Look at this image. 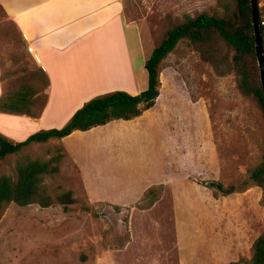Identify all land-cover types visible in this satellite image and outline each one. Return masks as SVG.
Listing matches in <instances>:
<instances>
[{
  "label": "rangeland",
  "instance_id": "obj_1",
  "mask_svg": "<svg viewBox=\"0 0 264 264\" xmlns=\"http://www.w3.org/2000/svg\"><path fill=\"white\" fill-rule=\"evenodd\" d=\"M122 1L125 20L140 28L146 59L167 32L188 17L203 13L228 17L236 4L235 0ZM258 2L264 21V0ZM16 26L0 6L4 88L11 93L24 85L41 92L29 108L38 111L46 100L48 82ZM129 48L138 89L147 84V72L131 34ZM161 71L157 104L162 117H174L175 123L158 129L167 135L172 132L176 141L160 145L161 137L155 135L156 143L130 141L84 161L105 173L87 177L92 196L122 205L121 209L115 210L110 202H92L77 167L70 157L60 156L57 141L27 147L0 163V175H12L18 166L35 160L52 162L60 156L58 163H52L58 171L46 178V186L53 195L71 191L78 201L67 210L60 204L7 207L0 218V264H230L241 257L251 259L252 245L264 232L263 190L252 187L216 198L201 183L240 185L261 162V102L242 95L235 75L223 64L217 70L202 60L188 41L180 42L165 58ZM107 75L104 81L111 84ZM127 80L125 72L124 79L114 75L113 83L127 86ZM110 136L104 131L84 145L103 146ZM163 176L162 198L150 210L133 208L141 189Z\"/></svg>",
  "mask_w": 264,
  "mask_h": 264
},
{
  "label": "crops",
  "instance_id": "obj_2",
  "mask_svg": "<svg viewBox=\"0 0 264 264\" xmlns=\"http://www.w3.org/2000/svg\"><path fill=\"white\" fill-rule=\"evenodd\" d=\"M0 6L17 25L27 44V51L42 76L45 75L50 82L45 86L46 100L38 111L29 110L36 105L41 95V92L32 90L34 103L28 111L36 116L0 110V133L13 143L23 142L40 131L63 128L79 109L97 96L114 91L138 95L147 89L148 74L147 84L137 89L129 34L136 40L145 65L148 58L144 54V42L140 28L125 20L122 0H0ZM125 72L127 86L113 83L114 75L124 79ZM107 74H110L111 84L104 81V78H108ZM3 81L0 55V99L7 93ZM157 103L134 120H117L87 132L76 131L59 142L79 170L83 186L92 202L110 201L92 196L87 177L105 173L102 169L87 166L85 159L93 158L102 151L127 146L130 141L136 144L137 141L149 139L150 144L156 143L155 135L161 137L160 145L168 144L170 140L176 141L172 132L167 135L158 129L162 124L173 125L175 118H163L162 109ZM150 128L156 132L150 133ZM104 131L111 133L106 146L99 148L93 145L88 148L84 145L85 140L103 134ZM160 183H165L164 176L160 181L148 182L141 189L139 200L148 188Z\"/></svg>",
  "mask_w": 264,
  "mask_h": 264
},
{
  "label": "trees",
  "instance_id": "obj_3",
  "mask_svg": "<svg viewBox=\"0 0 264 264\" xmlns=\"http://www.w3.org/2000/svg\"><path fill=\"white\" fill-rule=\"evenodd\" d=\"M235 3V9L228 17L203 13L195 18L188 17L183 23L170 29L145 63L149 85L142 93L131 95L124 91H114L97 96L79 109L63 128L37 132L23 142L13 143L0 133V163L33 145L60 142L76 131L87 132L112 121H130L141 117L156 105L161 92L162 63L182 41H188L199 52L202 60L215 69L218 70L223 64L229 73L235 75L242 95L259 99L264 114V96L259 78L250 1L235 0ZM260 23L264 37L262 18ZM33 103L32 89L23 85L15 92L4 94L0 99V110L36 116L28 111ZM58 150L61 157H69L62 145ZM60 156L54 157L52 162L35 160L18 166L12 175H0V218L11 204L21 207L39 205L42 208L60 204L67 210V206L78 202L73 192L53 195L46 186V178L58 171L57 165L52 163H58ZM201 184L213 191L216 198L246 192L252 187H259L264 192V155L261 162L249 170L240 185L225 186L214 180ZM163 192L164 185L151 186L133 208L150 210L162 198ZM114 208L121 209L120 206ZM250 255L249 260L241 257L239 261L230 264H264V232L253 243Z\"/></svg>",
  "mask_w": 264,
  "mask_h": 264
},
{
  "label": "water",
  "instance_id": "obj_4",
  "mask_svg": "<svg viewBox=\"0 0 264 264\" xmlns=\"http://www.w3.org/2000/svg\"><path fill=\"white\" fill-rule=\"evenodd\" d=\"M249 1H250V10L252 15V26L253 29L255 30L254 38H255L256 56L258 59L260 81L264 96V44H263V32L261 28L260 15H259V2L258 0H249Z\"/></svg>",
  "mask_w": 264,
  "mask_h": 264
},
{
  "label": "built area",
  "instance_id": "obj_5",
  "mask_svg": "<svg viewBox=\"0 0 264 264\" xmlns=\"http://www.w3.org/2000/svg\"><path fill=\"white\" fill-rule=\"evenodd\" d=\"M262 24H264V23H262Z\"/></svg>",
  "mask_w": 264,
  "mask_h": 264
}]
</instances>
